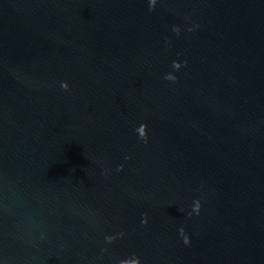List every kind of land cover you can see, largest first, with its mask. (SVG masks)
Masks as SVG:
<instances>
[{
	"label": "water",
	"instance_id": "water-1",
	"mask_svg": "<svg viewBox=\"0 0 264 264\" xmlns=\"http://www.w3.org/2000/svg\"><path fill=\"white\" fill-rule=\"evenodd\" d=\"M137 257L264 264V0H0V264Z\"/></svg>",
	"mask_w": 264,
	"mask_h": 264
},
{
	"label": "clouds",
	"instance_id": "clouds-1",
	"mask_svg": "<svg viewBox=\"0 0 264 264\" xmlns=\"http://www.w3.org/2000/svg\"><path fill=\"white\" fill-rule=\"evenodd\" d=\"M156 3H157V0H150V6H151V8H152L153 10L155 9V5H156ZM176 31L178 32L179 29H176ZM173 66H174V68H175L176 70H179V69L181 68V65H180L178 62H175ZM167 79L172 80V81H175V80H176V77L173 76V75H169V76L167 77ZM140 128H142V129L145 130V132H144V134L141 136V138L144 139V140L146 141V140H147V125H141ZM120 170L122 171L123 169L121 168ZM200 209H201V205H200V207L196 210L195 213H196V214H199ZM144 223H147V220H146V219H145ZM121 235H123V234H121ZM181 235L184 237V243H185V244H189V243H190V239L184 234L183 229H181ZM113 239H114L113 237H108V242L111 243V242L113 241ZM133 260H134V264H140V260H139L138 257L135 258V259H132V260L124 261L123 264H130V262H132Z\"/></svg>",
	"mask_w": 264,
	"mask_h": 264
}]
</instances>
